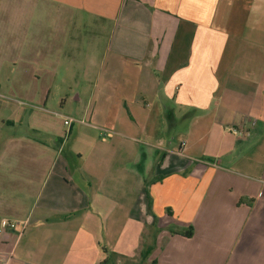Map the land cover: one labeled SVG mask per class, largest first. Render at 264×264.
<instances>
[{"label": "crops", "instance_id": "0c3cea01", "mask_svg": "<svg viewBox=\"0 0 264 264\" xmlns=\"http://www.w3.org/2000/svg\"><path fill=\"white\" fill-rule=\"evenodd\" d=\"M0 79V264H264V0H0Z\"/></svg>", "mask_w": 264, "mask_h": 264}, {"label": "rangeland", "instance_id": "374dc122", "mask_svg": "<svg viewBox=\"0 0 264 264\" xmlns=\"http://www.w3.org/2000/svg\"><path fill=\"white\" fill-rule=\"evenodd\" d=\"M91 23L92 24H89V25L91 26V31H92V33H91V41H93L92 52L96 56H98V59L100 60L102 57V54L104 52V49H105V44L107 42L110 27L108 25L107 26L104 25L103 23L101 24L100 22H97L95 20H91ZM84 38H81L78 41L83 42ZM87 41L89 42V37H87ZM68 42L69 43L65 47V51H66L65 54H66V56H72L75 52L73 50V47L70 45V43H71L70 39L68 40ZM62 59L64 62L61 66L58 67V72H60V75L56 79H53V81L58 83V85L61 86L62 88H64L66 86V84H68V83H72V84L77 83L78 78L77 77L73 78L72 76H70L71 72L73 74L77 72L76 67L69 69L68 61H65L64 58H62ZM0 80L4 86L5 85L4 79H0ZM53 93H54V88H53V92L51 93L52 94L51 96H53ZM68 94L71 95L72 93L69 92ZM0 101H4V100L0 99ZM51 105H53V104H51ZM51 105H49L48 108L52 109V110L54 109L55 106H57V104H55V106H53V107ZM72 110H73L72 108L67 107L66 109H64L62 111L58 110V112L67 116L68 118H70ZM2 114L4 115V112H2ZM134 263L135 262L131 261V259H130V260H127L126 264H134ZM110 264H113V263L110 262Z\"/></svg>", "mask_w": 264, "mask_h": 264}, {"label": "built area", "instance_id": "2783aa9c", "mask_svg": "<svg viewBox=\"0 0 264 264\" xmlns=\"http://www.w3.org/2000/svg\"><path fill=\"white\" fill-rule=\"evenodd\" d=\"M72 122H74V119L65 117V123L67 125H70ZM232 132L238 133L239 135H243L245 133V127H234L231 129ZM179 154H182V150L179 151ZM17 228V223L10 220H2L1 227H0V233L5 234L7 232L15 231Z\"/></svg>", "mask_w": 264, "mask_h": 264}, {"label": "trees", "instance_id": "16d2710c", "mask_svg": "<svg viewBox=\"0 0 264 264\" xmlns=\"http://www.w3.org/2000/svg\"><path fill=\"white\" fill-rule=\"evenodd\" d=\"M181 234H182V233H181ZM183 235L190 237V236H192V232H191V231H188V232H186V233H183Z\"/></svg>", "mask_w": 264, "mask_h": 264}]
</instances>
